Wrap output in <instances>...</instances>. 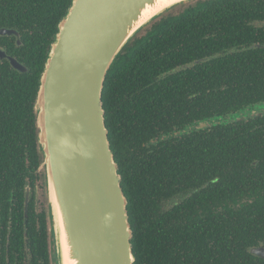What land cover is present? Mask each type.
I'll list each match as a JSON object with an SVG mask.
<instances>
[{
  "label": "trees",
  "instance_id": "trees-1",
  "mask_svg": "<svg viewBox=\"0 0 264 264\" xmlns=\"http://www.w3.org/2000/svg\"><path fill=\"white\" fill-rule=\"evenodd\" d=\"M52 1L27 13V72L0 62V205L41 169L36 92L71 4ZM102 105L134 264H264V0L161 19L115 60Z\"/></svg>",
  "mask_w": 264,
  "mask_h": 264
},
{
  "label": "water",
  "instance_id": "water-1",
  "mask_svg": "<svg viewBox=\"0 0 264 264\" xmlns=\"http://www.w3.org/2000/svg\"><path fill=\"white\" fill-rule=\"evenodd\" d=\"M197 1L173 0L144 18L158 0H71L58 22L34 103L55 264H134L127 199L105 124L104 84L135 39ZM7 60L27 72L16 59ZM258 112L264 114V106ZM251 252L264 259V248Z\"/></svg>",
  "mask_w": 264,
  "mask_h": 264
},
{
  "label": "flooded vegetation",
  "instance_id": "flooded-vegetation-1",
  "mask_svg": "<svg viewBox=\"0 0 264 264\" xmlns=\"http://www.w3.org/2000/svg\"><path fill=\"white\" fill-rule=\"evenodd\" d=\"M46 1L0 0V62L9 57L17 59L21 56L28 30L27 13L33 9L36 12L47 11L48 9L38 8ZM53 1L56 4L57 1L63 2ZM42 178L41 169L28 170L21 198L16 189L14 191L17 194L0 205V264L56 262L54 233L49 229L46 213L47 189ZM170 204L171 202L167 203L165 207L169 208Z\"/></svg>",
  "mask_w": 264,
  "mask_h": 264
},
{
  "label": "bare ground",
  "instance_id": "bare-ground-1",
  "mask_svg": "<svg viewBox=\"0 0 264 264\" xmlns=\"http://www.w3.org/2000/svg\"><path fill=\"white\" fill-rule=\"evenodd\" d=\"M173 0H158L157 5L154 8H148L147 11L144 13V18L148 17L149 15H151L154 11H156L157 9H159L160 7H162L163 5L171 2Z\"/></svg>",
  "mask_w": 264,
  "mask_h": 264
},
{
  "label": "rangeland",
  "instance_id": "rangeland-1",
  "mask_svg": "<svg viewBox=\"0 0 264 264\" xmlns=\"http://www.w3.org/2000/svg\"><path fill=\"white\" fill-rule=\"evenodd\" d=\"M200 1H203V0H200ZM200 1H197V2H194L192 4H189L187 5L186 7L184 8H181V9H178L176 10L175 12H173L170 16H173V15H178V14H181L186 8H188L189 6H197L199 4ZM150 30V28L144 32L140 37H142L143 35H145L148 31ZM255 111V110H254ZM251 112V111H250ZM242 117V116H241ZM41 173L43 174V178H42V183L44 184V173L43 171L41 170ZM47 192V191H46ZM57 254V253H56ZM57 259V258H56Z\"/></svg>",
  "mask_w": 264,
  "mask_h": 264
}]
</instances>
